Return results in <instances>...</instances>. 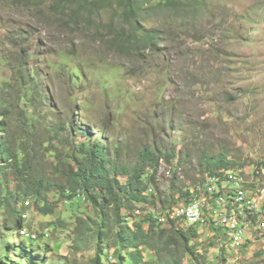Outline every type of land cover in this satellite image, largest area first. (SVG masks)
<instances>
[{"label":"rangeland","instance_id":"1","mask_svg":"<svg viewBox=\"0 0 264 264\" xmlns=\"http://www.w3.org/2000/svg\"><path fill=\"white\" fill-rule=\"evenodd\" d=\"M163 1L140 0V24L158 36L153 50L141 46L140 60L130 49L134 37L122 0H0V42L21 35V43L42 54L43 65L59 64L65 51L77 59L70 66L82 68L86 78L77 89L66 71L62 81L55 82L57 73L51 71L62 105L73 103L70 89L79 100L76 142L90 144L82 131L89 130L90 136H97L92 129L106 131L112 163L119 157L131 170L146 145L172 155L170 163L158 165L155 182H150V170L145 176L157 205L138 206L132 213L136 220L180 202L174 183L182 190L207 179L202 158L208 156L228 154L245 165L239 173L264 189V0H198L203 6L200 15L186 12L183 19L160 5ZM0 49L13 62L21 52L10 46ZM46 79L39 75V82ZM54 117H44L41 128ZM4 185L11 191L19 186L12 176ZM46 198L55 205L50 216L39 212L32 200L22 213L19 207L17 216L0 210V258L4 245L11 243L9 264H92L95 241H75L77 224L81 221L83 227L88 219H96L90 203H67L57 192ZM211 230L205 228L204 236L192 239L197 260L187 256L184 264H264L261 245L224 254L214 250L208 243ZM152 253H144V262ZM116 255L112 248L106 251L104 264H115Z\"/></svg>","mask_w":264,"mask_h":264},{"label":"trees","instance_id":"2","mask_svg":"<svg viewBox=\"0 0 264 264\" xmlns=\"http://www.w3.org/2000/svg\"><path fill=\"white\" fill-rule=\"evenodd\" d=\"M125 1V15L128 18L138 17L140 0ZM163 5L174 7L176 18H183L186 12L199 16L203 9L198 0L190 4L181 0H165ZM141 34V39L135 37L132 40L130 49L138 52L140 44L154 48L156 37L153 32L145 30ZM0 45L10 46L13 52L21 51L13 62L5 59L0 49V73H9L5 76L0 74V210L17 216L19 207L22 213L28 209L26 203L32 200L39 212L50 216L55 213V205L49 203L46 194L57 192L67 201L81 199L82 202L81 196H84L94 209L96 219H88L83 227L81 221L77 224L75 241L77 245L78 242L87 245L89 238L95 241L96 255L92 264H104L106 251L111 248L118 254L115 264H184L187 256L197 260V250L191 245L192 239L196 238V230L165 229L157 225L152 214L134 221L135 230H131L126 222L128 219H125L132 217L138 206L150 204L156 207L157 198L144 195L149 188L144 178L150 170V182H155L161 160L170 163L172 155L146 145L138 154L137 166L131 170L119 162V157L112 163L109 157L111 143L106 131L92 129L97 136H90L89 130L82 131L85 137L89 136L90 144L76 142L78 131L74 116L80 111L79 100L76 92H72L75 89H70L73 103L67 107L62 105L51 81L54 77L51 71L57 73L54 82L62 81L60 75L66 71L69 82L77 89L81 87V80L86 78L82 68L67 63L72 56L64 58L59 64L41 66L38 54L30 55L29 48L21 49V35L15 40L0 42ZM138 59L142 60L141 57ZM40 74L47 77L44 82H39ZM48 115L55 116L54 121L41 128L43 118ZM101 142H104L103 147ZM202 165H206L212 176L221 169L241 171L245 167L236 159H230L228 154L202 158ZM9 176L19 184L15 191L4 185ZM121 177H127V181L121 182ZM247 188L253 194L258 191L255 184L247 183ZM172 189L180 190L176 183ZM252 195L249 194V197ZM160 200L162 205L166 204L165 200ZM125 210L131 215L125 216ZM146 225L149 226L147 230ZM12 245H4L0 264H9ZM148 251L153 253L144 262V253Z\"/></svg>","mask_w":264,"mask_h":264},{"label":"clouds","instance_id":"3","mask_svg":"<svg viewBox=\"0 0 264 264\" xmlns=\"http://www.w3.org/2000/svg\"><path fill=\"white\" fill-rule=\"evenodd\" d=\"M125 3H126V1L122 0L121 5H120V7H121V9H123V11H124V4ZM138 4H139L138 5V7H139V9H138L139 16L138 17L128 18L124 12L125 18L130 22V32L132 34V37H134V39H135V37L141 39L142 38L141 31H145L143 26L140 24V22L142 23L141 14H140V2H138ZM160 5L166 7L165 5H163V2L162 3L160 2ZM172 10L174 11V13L176 12L174 7H172ZM178 18L180 19L181 17L179 16ZM146 31H149V30H146ZM151 31L153 32V34L156 37L155 47H157L158 36H156L154 30H151ZM129 45L131 48L132 40L129 41ZM142 45L144 46V48L149 47L148 44H140L137 46L138 52H136L135 50H131L137 58L141 57V53L143 51L141 48ZM21 47L23 49L28 48V46H25V44H23V43H22ZM154 48H152V50ZM28 51H29L30 55L38 54L39 55L38 62H40L41 66H45L42 64V62L40 60L41 56H42V54L40 52H36V51L32 52L33 51L32 48H29ZM63 56L65 59H66V57L72 56V58L67 61L68 63H70L72 59H76L73 55H71L65 51L63 53ZM64 58H62L61 60H63ZM7 75H9V73ZM161 162L163 164L165 161L161 160ZM161 162H160V164H161ZM234 172H235V178L240 180V182H242L245 186H247V183L253 184L249 181V179L247 177L245 178L242 173H239V172H242V170L241 171H234ZM222 175L230 177L231 173L228 170L221 169L214 176L208 174L207 179H203L199 184H189V186H185L182 190L180 189L179 193L182 196V200H180V202H179V200H176V203H174V206L169 208V209H165V210L162 209V211H160L156 214L153 213L152 215H153L154 220L156 221L157 225H160L165 229L175 227L174 226L175 224H179L180 227L182 228V230H184V231L194 229L197 231L196 238H199L202 235L203 236L205 235V228L212 229L211 232L213 233V236L208 240L209 241L208 243L210 244V242H211L212 244H214L213 246H216V248L214 250H217L219 253L224 254V253H226L227 250L239 252L240 250H242L244 248H248L249 246H252V245H254V246L255 245H261V247L264 248V198L260 200V210L256 211L254 215H252L248 218V220H246L244 217L240 216L239 213L236 214V219H241V224H242V227L244 228L243 237H246V240L243 239V241H244L243 246L240 247V249L237 251L234 249H231V242H230V238H229V234L231 233V230L226 228V226L222 225V223L216 224L213 221H210L209 223H207L205 225L191 226V225L187 224L182 219H175V220L170 219L169 213L172 210L186 204L191 199V194L186 192V189L192 188V187L198 188V187L202 186L205 182H207L210 177L219 178L221 185H222L225 181V178L222 177ZM255 185L257 186L258 191L255 194H253V192L250 191V193L253 194L252 198L253 197H256V198L260 197L261 193L264 191V189L261 188V186L258 182H256ZM233 192L234 191H231V197H233V200H235L236 197H238V195L232 194ZM153 193H154L153 187L149 186L148 190H146L144 192V195L151 196ZM218 197H219V195H216V198H218ZM81 198H82L83 202H87L84 196H81ZM216 198H211V200L209 202H212ZM178 199H180V198H178ZM225 199L228 200L229 196H225ZM73 202H75V201H73ZM67 203H70V201H67ZM232 208L233 207L226 202L223 203L221 206H218L215 203L213 213H217L218 215H223L226 213L230 214L232 212ZM123 214L125 216L131 215L130 212L127 210H125L123 212ZM161 218H166L167 219L166 222L161 221ZM125 219H128V221H126V222H127V225L129 226V228L131 230H135L134 221H136V219L133 216L132 217H126ZM139 219H137V220H139ZM184 226H186V227H184ZM148 228H149V226L146 225L145 229L147 230ZM175 228H177V227H175ZM25 231L27 233H29L27 230H25ZM221 232H224L223 236H219V233H221ZM29 235H30V233H29ZM27 238H29V237H27ZM217 247L223 248V251L218 250ZM223 262L228 263V262H230V260H225Z\"/></svg>","mask_w":264,"mask_h":264},{"label":"bare ground","instance_id":"4","mask_svg":"<svg viewBox=\"0 0 264 264\" xmlns=\"http://www.w3.org/2000/svg\"><path fill=\"white\" fill-rule=\"evenodd\" d=\"M230 173V177L222 175V177L225 178V181L222 185L221 182H217V189H223V191L228 190V196L229 199H231V206L233 207L232 212L230 214L227 213V216L218 215V218L215 219V223H222V225L230 229L231 233L229 234V237H233V230L231 228H234L236 226V232H238L236 233V240H238L239 247H234V250H239L244 243V228L242 227L241 219H236V214L239 213V215L244 217L246 220H248L250 216L254 215L253 211H245L244 215V210H238L242 208V200H240L239 198L247 197L249 196V194L252 195V193H250L251 190L247 188V186H245L242 182L235 178L234 171L230 170ZM229 182H231L230 185ZM208 185L209 179L198 188L192 187L186 189V192L191 194V199L183 205V209H190V207H195V201H198L199 206L197 207V217L199 218V225H205L211 221V213H213V211L209 209L214 210L215 203L218 206H221L223 203H225V197L219 196L218 198H216V189L208 188ZM231 191H234L232 194L238 195L235 200H233V197H231ZM211 198L216 199L212 202H209ZM263 198L264 197H258L257 199L260 202V200ZM172 219H182L187 224L191 225L190 219H185V214L182 211H172ZM236 220L237 222H239L238 224H236Z\"/></svg>","mask_w":264,"mask_h":264},{"label":"built area","instance_id":"5","mask_svg":"<svg viewBox=\"0 0 264 264\" xmlns=\"http://www.w3.org/2000/svg\"><path fill=\"white\" fill-rule=\"evenodd\" d=\"M217 182H220L219 178L210 177L208 188H215L216 195L224 196V197L228 196V190L223 191V189H217ZM229 184H231V182H229ZM239 199L242 200V208L238 210H244V215H245V211H253L255 214L256 211L260 210V202L258 201L256 197L252 198V197L247 196V197H241ZM225 202L231 205V199H228V200L225 199ZM198 206H199L198 201H195V207H190V209H183V205H182L172 211H182L185 214V219H190V224L192 226H196V225H199V218L197 217V207ZM172 211L169 213L170 219H172ZM223 215L227 216V213ZM216 218H218V214L211 213V221L215 223ZM166 220H167L166 218H161V221L163 222H166ZM172 220H175V219H172ZM238 223L239 222H237L236 220V224ZM231 229L233 230V237H229V238L231 242V249H234V247H239L238 240H236V233L238 232H236V226Z\"/></svg>","mask_w":264,"mask_h":264}]
</instances>
